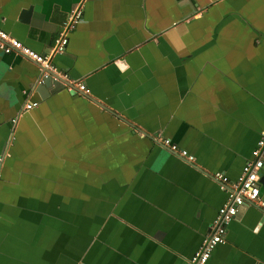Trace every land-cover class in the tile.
Masks as SVG:
<instances>
[{"label": "crops", "instance_id": "obj_1", "mask_svg": "<svg viewBox=\"0 0 264 264\" xmlns=\"http://www.w3.org/2000/svg\"><path fill=\"white\" fill-rule=\"evenodd\" d=\"M75 7L51 63L87 92L0 50V264H185L264 130V0H0V27L46 54ZM205 264H264L259 207Z\"/></svg>", "mask_w": 264, "mask_h": 264}, {"label": "built area", "instance_id": "obj_2", "mask_svg": "<svg viewBox=\"0 0 264 264\" xmlns=\"http://www.w3.org/2000/svg\"><path fill=\"white\" fill-rule=\"evenodd\" d=\"M82 10L80 7L73 8L68 14L67 20L62 25L46 54L24 45L20 40L8 34L0 27V50L9 53L17 51L30 58L40 65L41 75L39 80L44 81L47 78H62L68 89L72 92L86 91L85 84L80 81L69 80L63 72L56 71L51 63L54 54L64 50L68 42V34L74 25L81 20ZM36 102H27L24 110H28L35 106ZM163 144L168 146L170 150L177 153L187 160L193 157L186 150H178L176 145L170 143L168 139L162 140ZM264 163V130L260 132L255 147L250 152V157L243 164L239 175L230 180L221 172H215L213 179L226 194L225 201L218 208L215 217L211 221L209 232L202 238L198 249L185 261V264H205L211 255L213 248L225 241V232L227 224L234 218L238 208L245 203L253 204L261 209L264 213V197L261 195V169Z\"/></svg>", "mask_w": 264, "mask_h": 264}, {"label": "water", "instance_id": "obj_3", "mask_svg": "<svg viewBox=\"0 0 264 264\" xmlns=\"http://www.w3.org/2000/svg\"><path fill=\"white\" fill-rule=\"evenodd\" d=\"M260 183H261L262 188H264V175L263 174H261Z\"/></svg>", "mask_w": 264, "mask_h": 264}]
</instances>
